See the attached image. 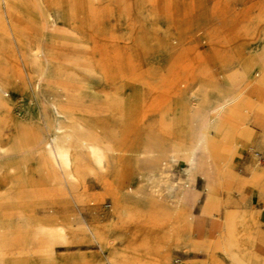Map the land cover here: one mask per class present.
I'll use <instances>...</instances> for the list:
<instances>
[{
  "label": "rangeland",
  "instance_id": "rangeland-1",
  "mask_svg": "<svg viewBox=\"0 0 264 264\" xmlns=\"http://www.w3.org/2000/svg\"><path fill=\"white\" fill-rule=\"evenodd\" d=\"M255 170L264 0H0V264H233Z\"/></svg>",
  "mask_w": 264,
  "mask_h": 264
},
{
  "label": "bare ground",
  "instance_id": "bare-ground-1",
  "mask_svg": "<svg viewBox=\"0 0 264 264\" xmlns=\"http://www.w3.org/2000/svg\"><path fill=\"white\" fill-rule=\"evenodd\" d=\"M245 224L244 228L238 230L236 227V218L230 217L223 228L224 237L229 246L230 257L234 264H253V258L255 261H260L261 257H254L252 251L248 248V242L251 236V232L255 230L259 223L257 220L251 222L248 218L244 219ZM165 229L168 225H172V230L179 232L185 228V221L183 216L176 218L168 219L164 221L159 227ZM167 246L164 244V232L157 236L155 242V259L154 264H166L167 261H170V252L166 249ZM253 261V262H255ZM264 263V258L262 259ZM170 264V263H169Z\"/></svg>",
  "mask_w": 264,
  "mask_h": 264
},
{
  "label": "crops",
  "instance_id": "crops-1",
  "mask_svg": "<svg viewBox=\"0 0 264 264\" xmlns=\"http://www.w3.org/2000/svg\"><path fill=\"white\" fill-rule=\"evenodd\" d=\"M217 104H218V103L208 104V103H207V97H206V98L204 99L203 106H204V108H206L207 110H209L211 107H214V106H216ZM201 113L203 114V116L206 115V113H205V112L203 113V111H202ZM230 135H231V134H230ZM229 137H230V136H229ZM201 142H202V146H203V150H202V152H201L200 154H196V155L192 156L191 159H190L191 167L194 168V169H197V170H199V171L204 170L205 168L208 167L209 164H212V153H211V151H210V149H209L208 143H207L206 141H203V140H201ZM255 171L261 173V176L264 177V170H263V171L255 170ZM245 184H246L247 186H253V185H250V183H249V178L246 179V183H245ZM230 217H234V216H233L232 214H228V216H227V218H226V221H227ZM234 218H235V217H234ZM248 219H249L251 222H254L255 220H257L258 223H259L258 227H257L255 230H253V231L251 232V236H250V239H249V242H248V248H249V250H251L249 245H250V244H254V243L256 242V239L259 238V237H261V236L264 234L263 231H262V230H264V229H263V225H262V224H264V214H262L261 212L257 211V209H256V210H254L253 212H251V214L249 215ZM226 221H225V223L222 225V228H221V231H222L223 235H224L223 228H224V226H225V224H226ZM160 223H161V222H160ZM62 230H64V228H63V227H59V228H57L56 230H54V231H55L54 233H62ZM60 231H61V232H60ZM164 231H165V230H164L163 228H160V227H159V233H158V235H159V234H162ZM261 232H262L263 234H262ZM51 233H52V230H51ZM260 234H262V235H260ZM158 235H157V236H158ZM225 242H226V239H225ZM226 244H227V242H226ZM260 245H262V246L264 247V241H263V243H260ZM227 246H228V244H227ZM228 247H229V246H228ZM168 250H169V249H168ZM169 251H170V250H169ZM251 251H252V255H253L254 257H261V258H260V261H259V260H258V261H255V262H253V264H264L263 261H262V259L264 258V254H263V255H256V253L254 252V250H251ZM232 262H233V261H232ZM169 263L171 264V260L166 262V264H169ZM132 264H137V263L134 262V261L132 260ZM233 264H234V263H233Z\"/></svg>",
  "mask_w": 264,
  "mask_h": 264
}]
</instances>
